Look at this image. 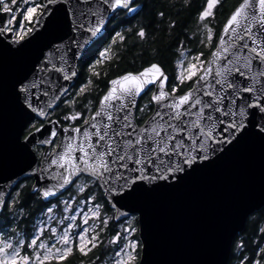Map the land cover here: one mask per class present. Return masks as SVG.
Listing matches in <instances>:
<instances>
[{"label":"snow or ice","instance_id":"snow-or-ice-1","mask_svg":"<svg viewBox=\"0 0 264 264\" xmlns=\"http://www.w3.org/2000/svg\"><path fill=\"white\" fill-rule=\"evenodd\" d=\"M224 2L203 0L194 28L179 32L192 0L161 7L154 15L176 46L171 71L154 48L146 65L110 77L98 68L118 67L132 37L142 56L153 35L150 23L111 27L139 16L138 0H0V54L25 61L9 88L24 180L5 176L0 156V218L12 223L0 231V264H142L149 196L245 143L264 146V0H238L217 28ZM5 122L0 113V133ZM28 197L40 205L30 228L21 226L32 216ZM253 213L264 220V202L239 219ZM256 231L252 247L233 228L222 264L229 252L236 264H264V227Z\"/></svg>","mask_w":264,"mask_h":264},{"label":"water","instance_id":"water-1","mask_svg":"<svg viewBox=\"0 0 264 264\" xmlns=\"http://www.w3.org/2000/svg\"><path fill=\"white\" fill-rule=\"evenodd\" d=\"M24 67L22 58L0 54V113L6 120L0 133V156L4 175L15 173L14 179L20 180H24L21 168L25 164L11 140L12 125L19 117L9 88ZM262 202L264 146L250 141L181 187L160 190L144 201L142 264L143 260L145 264H222L229 232L234 228L236 236L241 233L248 218L239 217L249 206ZM137 227L138 238L143 240L142 226Z\"/></svg>","mask_w":264,"mask_h":264},{"label":"trees","instance_id":"trees-1","mask_svg":"<svg viewBox=\"0 0 264 264\" xmlns=\"http://www.w3.org/2000/svg\"><path fill=\"white\" fill-rule=\"evenodd\" d=\"M139 3L143 5V11L137 16L135 19L131 17H118L117 20L112 24L111 27H116L117 24H120L122 27L124 26H137L139 24H151V31L153 33L152 37L149 38V42L143 45V49L146 50L143 52V55H138L142 52V48L137 41L136 46H133V41L136 39L132 37L128 40L127 50H121L122 59L119 61L118 67H109L105 65L104 68L108 69L109 76H113L119 71L124 69H139L142 65H146V63L153 59V49L159 48L160 54L155 57V59H159L165 62V66L171 71L172 63L176 59L175 54V44L169 39L168 33L166 31H162L166 28L167 21H165L164 25L158 23L159 17L155 16L154 13L161 9V7H165L167 4L175 3L177 7H179L183 0H138ZM238 0H225L223 7L219 9L217 13V19L215 20V26L217 28L220 27L224 16L232 9V7L237 4ZM203 3V0H192V10L182 11L180 16L178 17L180 21V25L177 27L176 31L179 32L180 28L187 23L190 27H192V20L189 18L190 15L195 14V9L199 8ZM177 9L173 8L171 10L172 16H175ZM153 38H155V43H152ZM181 40H183V36H181ZM136 58L135 64H132L133 58ZM102 68V71L104 70ZM104 79L101 78L99 84L103 87ZM27 183L31 184L32 180L27 181ZM26 208H29L33 213L40 208V205L34 203L31 197L26 198L25 200ZM0 218V227L4 225ZM5 219V218H4ZM263 220L259 219V213H253L250 218L247 219L245 223V227L241 233L237 235V238H245L248 240L249 244L254 247L255 243L260 240L259 232L256 229L261 227V223ZM259 235V236H258ZM250 238V239H248ZM250 254V253H249ZM232 258V253L230 255V260ZM80 258L77 256L73 259L72 264H79ZM229 260V261H230ZM87 261V258H85ZM88 264V263H86Z\"/></svg>","mask_w":264,"mask_h":264},{"label":"flooded vegetation","instance_id":"flooded-vegetation-1","mask_svg":"<svg viewBox=\"0 0 264 264\" xmlns=\"http://www.w3.org/2000/svg\"><path fill=\"white\" fill-rule=\"evenodd\" d=\"M121 28H125L124 26L122 27H120V28H116V30H121ZM103 45H101V47H102ZM104 68V67H103ZM98 70H101L102 71V68H100V69H98ZM83 74V73H82ZM101 86V85H100ZM102 87V86H101ZM39 215V209L37 210V211H35V213H33V215L32 216H29V217H27L26 219H25V221H24V224H22L21 226L22 227H27V228H30L31 227V224L34 222L33 221V217L34 216H38ZM2 221V223L4 222V225H2L1 227H0V231H7L11 226H12V223H11V219H10V217L9 218H2L1 219ZM233 261H235L233 258H231V260L229 261V264H233L232 262ZM235 263H236V261H235ZM234 263V264H235Z\"/></svg>","mask_w":264,"mask_h":264},{"label":"rangeland","instance_id":"rangeland-1","mask_svg":"<svg viewBox=\"0 0 264 264\" xmlns=\"http://www.w3.org/2000/svg\"><path fill=\"white\" fill-rule=\"evenodd\" d=\"M18 6H19V7H23L22 4H20V5H18ZM212 23L215 24V20L212 21ZM192 27L194 28V25H193V24H192ZM186 46H187L188 48H190V49H191V48H195V47H197L196 45H192V44H188V45H186ZM102 47H103V46H102ZM103 67H105V66H103ZM103 67H101V68H103ZM98 69H100V68H98ZM93 95H95V93H93ZM261 227H264V220H263L262 223H261ZM261 227H260V228H261ZM135 235H136V238L139 239V238H138V234L136 233ZM259 235H260V234H259ZM259 235H258V236H259ZM103 259H104V260H107V256H104ZM234 260H235V259H234ZM86 263H88V262L85 261L84 264H86ZM232 263L234 264L235 261H233ZM235 264H236V263H235Z\"/></svg>","mask_w":264,"mask_h":264}]
</instances>
